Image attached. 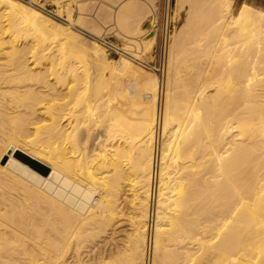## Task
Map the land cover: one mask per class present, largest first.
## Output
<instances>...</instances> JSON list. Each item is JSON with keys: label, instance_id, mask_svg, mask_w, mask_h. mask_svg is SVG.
Here are the masks:
<instances>
[{"label": "bare ground", "instance_id": "6f19581e", "mask_svg": "<svg viewBox=\"0 0 264 264\" xmlns=\"http://www.w3.org/2000/svg\"><path fill=\"white\" fill-rule=\"evenodd\" d=\"M76 1L70 26L99 35L101 20L141 53L154 46L150 6L111 0L89 24V1ZM175 6L185 20L162 85L0 0V264H143L149 233L152 264H264V9ZM93 126L104 135L87 151ZM127 195L122 251L88 263Z\"/></svg>", "mask_w": 264, "mask_h": 264}, {"label": "rangeland", "instance_id": "374dc122", "mask_svg": "<svg viewBox=\"0 0 264 264\" xmlns=\"http://www.w3.org/2000/svg\"><path fill=\"white\" fill-rule=\"evenodd\" d=\"M89 1V5L87 6V9L85 12H87V14L91 13L94 4L91 2V0ZM112 1H116L117 0H112ZM111 0L110 2L108 0H106V3L101 4L98 6L97 10H96V14L95 17L96 19L99 20L100 16H103L104 14V5H106V7L112 8V6H114L116 3H113ZM142 5H147L150 6L153 13L155 14V21H158L160 18V15L158 13L159 10V5H158V0H138ZM232 4H234V10H237V8L240 6V4L242 3H247L250 4L254 7H258L261 9H264V0H231ZM176 0H174V4H173V16H172V21H173V34L175 33V31L184 24V20H185V13L183 11H178L176 6ZM77 10H78V6H76ZM47 16V15H46ZM77 15L74 14V17H76ZM88 17V23L89 24H93L96 23V20L92 17ZM50 18V17H49ZM52 19V18H51ZM55 20V19H53ZM65 26H69L71 29H73L74 31H76L86 42H90L93 41L97 44H99L103 49L104 52L107 56V58L109 59H119L120 57L126 58L129 61H131L135 67H137V69H139L141 72L144 73H151L154 76H156L158 78V74L151 68H149L147 66V68L142 67L139 60L138 59H143L144 61H146L148 64H150V62L153 60V51H154V46L152 47V49L149 50V52L146 53H141L138 49H136L137 46V42H132L131 40L120 36L119 34H117L116 32H114V34H112L113 36L111 37L110 41L112 43H119L122 44L124 46H126V48L131 47L133 50H135L136 52H138L139 54H137L138 58H134V57H130L127 55H123V54H114L110 51H107L106 48L104 47V45L102 44V42H100L98 40V38H100L102 36L103 31L105 30L103 28V26L107 25V23H102V21L100 20L101 23H97L101 29V33L99 35H95L85 29H82L78 26H70L68 23H63L60 22L58 20H55ZM148 23V22H147ZM153 23V24H154ZM109 24V23H108ZM107 34H109V32L113 31L110 29V27H108L107 29ZM172 34V35H173ZM156 37V36H155ZM134 41V40H133ZM156 43V40H155ZM125 48V47H124ZM105 73H107V71H105ZM165 75L164 74V80H165ZM164 82V81H163ZM125 83V82H124ZM125 85V84H124ZM145 99H146V95H145ZM88 131V135L89 137H87L86 133L81 134L80 136V142L79 145L81 147H87V151H91L92 149H94V146L98 144L99 141H101L103 139V127L100 126H93L91 127L90 130L88 129H84V132ZM87 140L85 139V136ZM42 139V142L44 143H48L47 142V138L44 135L40 136ZM32 138V137H31ZM128 188V186H127ZM124 203L121 205V209H122V214L123 216L121 217V220H119L112 228H109L106 232V237H102L99 238L96 243L101 246L99 247L100 250H98V248L95 246L94 248H91V245H88L87 248L84 249H90L93 252L90 253H82L81 257L84 258V260H89L88 263H91L93 261V259H97L99 257V254H102L104 257L109 258L110 260H113L114 258H116L118 256V254L120 253V251H122L123 249V245H124V241H125V233H127V221L125 220L130 212L129 209V196L127 195L125 198ZM103 239H105V243L103 242ZM102 241V242H101ZM97 248V249H96ZM87 255V256H86ZM101 255V256H102ZM66 259V258H65ZM68 261V260H67ZM39 264H51L49 262H46L45 260L41 259L39 262ZM191 264V263H190ZM257 264V263H256ZM259 264V263H258Z\"/></svg>", "mask_w": 264, "mask_h": 264}, {"label": "built area", "instance_id": "2783aa9c", "mask_svg": "<svg viewBox=\"0 0 264 264\" xmlns=\"http://www.w3.org/2000/svg\"><path fill=\"white\" fill-rule=\"evenodd\" d=\"M22 3L35 8L41 11L43 14L47 15L48 17L58 20L63 23H68V17L66 10L72 11V17L78 15V10L76 8V0H19ZM94 4L91 13L87 14V16L94 18L96 14V10L99 5L106 3V0H91ZM173 4L174 0H158L159 10L158 13L160 18L153 24V28H155V36H156V43L155 48L153 51V60L148 64L143 59H138L141 66L147 68V66L153 69L158 74V80L160 84L163 85L164 81V74L166 73V63H167V56H168V47L169 43L173 34ZM69 24V23H68ZM105 30L102 33V36L98 38L100 42L104 45L107 51H110L114 54H123L130 57L138 58L135 50L131 47L119 44V43H112L110 41L111 37L114 34V31L109 32L107 34V27L104 28ZM125 47V48H124ZM161 112V108H159V114ZM151 235L149 233L147 244L145 246L144 252V259L143 264H152L151 262Z\"/></svg>", "mask_w": 264, "mask_h": 264}]
</instances>
